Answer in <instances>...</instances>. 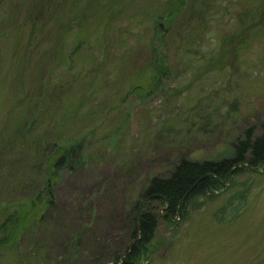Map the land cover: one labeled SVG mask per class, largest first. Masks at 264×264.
Segmentation results:
<instances>
[{"label":"rangeland","instance_id":"rangeland-1","mask_svg":"<svg viewBox=\"0 0 264 264\" xmlns=\"http://www.w3.org/2000/svg\"><path fill=\"white\" fill-rule=\"evenodd\" d=\"M182 1L0 0V264H115L152 176L230 157L264 121V0ZM79 138L45 208L38 153ZM262 168L160 219L140 264H264Z\"/></svg>","mask_w":264,"mask_h":264},{"label":"trees","instance_id":"trees-1","mask_svg":"<svg viewBox=\"0 0 264 264\" xmlns=\"http://www.w3.org/2000/svg\"><path fill=\"white\" fill-rule=\"evenodd\" d=\"M182 5L183 1L180 0L175 8L169 9L167 15L170 18L179 16ZM155 65L153 83L143 90V96L155 92L167 74L162 61ZM84 146V138H79L72 142L53 144L49 152L45 151L47 145L42 153H38L41 159L35 168L39 170L46 193L45 208L53 202V189L61 171L81 163ZM261 167L264 170V121L259 126L248 129L233 144V154L230 157L202 162L181 158L165 175L152 176L141 189L133 209L128 211L125 221H128L130 243L125 247L121 260L120 257H115L114 263L121 261L120 264H140L155 240L160 219L168 226H175L179 220L184 222L190 210L199 208L204 201L212 200L219 192L226 190L234 176ZM31 199V206L21 214V218L10 217V226L20 225L24 228L26 223H31V214L34 209H38L36 202L38 204L39 198L37 196L34 204ZM159 209L162 211L159 212Z\"/></svg>","mask_w":264,"mask_h":264}]
</instances>
